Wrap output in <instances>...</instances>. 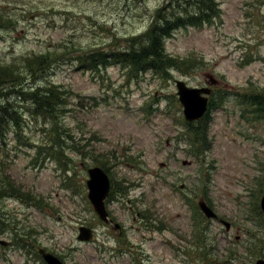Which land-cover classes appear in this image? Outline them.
Returning <instances> with one entry per match:
<instances>
[{
	"label": "rangeland",
	"instance_id": "rangeland-1",
	"mask_svg": "<svg viewBox=\"0 0 264 264\" xmlns=\"http://www.w3.org/2000/svg\"><path fill=\"white\" fill-rule=\"evenodd\" d=\"M218 1L216 21L179 29L166 40V54L181 62L196 59V66L171 67L167 77H132L116 64L88 70L76 59L98 48L122 49L128 37L148 29L168 0H0L1 65L72 51L36 80L66 91L72 109L57 123L0 85V109L15 108L23 124L20 134L0 138L6 140L0 143V169L14 186L0 193V240L9 242L0 243V264H45L35 253L39 247L63 264L264 259L258 208L264 118L247 111L236 95L264 87V0ZM177 79L214 84V96H226L210 111L205 151L184 128ZM101 164L126 180L125 192L106 201L109 226L88 199V171ZM181 185L193 205L206 200L218 218L196 213ZM81 225L95 229L93 239H78Z\"/></svg>",
	"mask_w": 264,
	"mask_h": 264
},
{
	"label": "trees",
	"instance_id": "trees-1",
	"mask_svg": "<svg viewBox=\"0 0 264 264\" xmlns=\"http://www.w3.org/2000/svg\"><path fill=\"white\" fill-rule=\"evenodd\" d=\"M220 12L221 7L218 0H168L167 4L157 7L155 16L146 31L128 37L127 43L122 49L98 48L78 55L80 67L84 65L90 70H100L116 64L125 68L132 77H138L147 72L159 77H167L169 75L167 69L171 67L183 70L193 65L196 66V59L189 58L187 61L181 62L166 54V40L179 29L200 27L213 23L221 16ZM71 52L69 50L68 53L59 52L57 54L56 51H46L39 55L22 57L20 59L23 60L21 65L15 64V62L0 64V85L2 83L9 85L8 89H12L19 96L24 97L28 103L33 105L30 106L33 113L42 114L48 117L49 121L53 120L57 123L60 114L67 116L72 109V107H67L66 91L59 89L58 85L37 82L36 80L48 75L54 69L56 62L65 61ZM186 62L187 65H184ZM225 98L226 96H212L209 110L212 111L219 104L218 100ZM240 98L247 107V111L256 112L258 118H264V87L241 93ZM34 108L35 112L33 111ZM209 124L210 112L195 124L194 129L191 128V132L201 141L202 150L200 151L209 148ZM22 126L18 110L9 106L0 109V138L7 136L11 131L20 134L23 131ZM194 144L196 145L195 142ZM101 166L110 174V170L105 165L101 164ZM117 175L114 176L113 180V175L110 174L112 193H118V191L126 188V180L121 179L124 177ZM0 181L4 184V189L1 190L0 188V193L14 187L6 178L4 170L1 169ZM260 183L262 192L264 190L263 178ZM3 195L2 193L1 197Z\"/></svg>",
	"mask_w": 264,
	"mask_h": 264
},
{
	"label": "water",
	"instance_id": "water-1",
	"mask_svg": "<svg viewBox=\"0 0 264 264\" xmlns=\"http://www.w3.org/2000/svg\"><path fill=\"white\" fill-rule=\"evenodd\" d=\"M211 81H214V79L211 78ZM177 86L179 88L178 94L180 95V99L185 105V113H187V118L189 120H193L202 117L208 108V97L204 96L203 93L210 94L211 89L209 87H188L186 83L181 80L177 81ZM89 175V197L100 216L102 218H105L106 210L104 198L108 195L110 189L109 176L100 167H94L89 169ZM200 206L208 217L216 216L215 212L206 204V202H200ZM261 206L264 211V195L261 200ZM225 224L228 228L230 227L229 223L225 222ZM80 232V239H89L92 235L91 229L87 227H81ZM2 243L5 244V242L3 241ZM40 253H42V255L49 262V264H62L57 257H55L53 254L46 252L44 249H40ZM256 264H264V260L260 259L257 261Z\"/></svg>",
	"mask_w": 264,
	"mask_h": 264
}]
</instances>
